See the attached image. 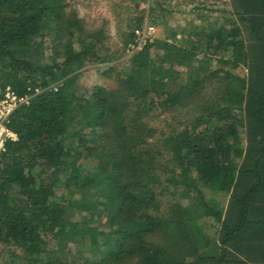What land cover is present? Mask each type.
<instances>
[{
    "label": "trees",
    "instance_id": "trees-1",
    "mask_svg": "<svg viewBox=\"0 0 264 264\" xmlns=\"http://www.w3.org/2000/svg\"><path fill=\"white\" fill-rule=\"evenodd\" d=\"M67 1L0 0V99L30 96L0 155V264H236L244 249L264 264V0H230L239 24L195 26L189 47L148 43L90 92L79 71L103 61V32Z\"/></svg>",
    "mask_w": 264,
    "mask_h": 264
},
{
    "label": "rangeland",
    "instance_id": "rangeland-1",
    "mask_svg": "<svg viewBox=\"0 0 264 264\" xmlns=\"http://www.w3.org/2000/svg\"><path fill=\"white\" fill-rule=\"evenodd\" d=\"M67 2L70 4V8L76 10L89 33L103 32L101 39L105 48L101 53L103 61L87 64L79 71L78 84L83 92H90L97 87L108 89L115 87L117 73L126 70L130 66V59L144 49L137 48L134 52L130 46L134 43H132L133 38L131 37L133 32H135V41L136 30L143 29L145 25L156 28L153 41L162 39L173 42L172 35L175 34L177 41L174 42L189 47L190 43L187 40H190V32L195 26L201 28L202 26L217 24L230 28L229 23L236 22L230 0H68ZM127 42L131 43L127 44ZM45 49L46 55L51 56L53 50L51 38L45 39ZM218 66V63L213 61L211 68L214 70ZM220 67L243 79L248 78L249 73L244 66L228 69V67L220 64ZM220 81H223L222 74L217 80L208 83V95L214 96L219 88L224 87L223 82L219 84ZM87 165L92 167L93 163L89 162ZM167 187H169L168 192H166L167 196L160 197L163 201V207L158 214L164 218H168L166 217L168 216L167 210L171 203H174L171 193L175 188L164 183V188ZM204 196L208 201L207 203L214 200L219 205L225 206L228 201L226 195L213 194L208 189L204 191ZM193 203L194 201L182 202L184 205ZM205 222L204 233L210 239H216L219 224L215 223L213 218L206 219ZM203 226L204 222L202 228ZM12 262L14 261L7 260L5 264H18L17 260ZM206 264L216 263L208 262Z\"/></svg>",
    "mask_w": 264,
    "mask_h": 264
},
{
    "label": "built area",
    "instance_id": "built-area-1",
    "mask_svg": "<svg viewBox=\"0 0 264 264\" xmlns=\"http://www.w3.org/2000/svg\"><path fill=\"white\" fill-rule=\"evenodd\" d=\"M155 32L156 28L149 25H145L141 30H136V39L130 48L134 52L137 48L142 50L153 41ZM29 104L30 96L20 97L11 87L5 89L0 99V155L5 151V145L8 141L17 140V135L9 128L12 117L20 107Z\"/></svg>",
    "mask_w": 264,
    "mask_h": 264
},
{
    "label": "crops",
    "instance_id": "crops-1",
    "mask_svg": "<svg viewBox=\"0 0 264 264\" xmlns=\"http://www.w3.org/2000/svg\"><path fill=\"white\" fill-rule=\"evenodd\" d=\"M227 206V204L225 205V207ZM248 234L251 235V234H254L253 230L250 229L248 231ZM251 251H247L246 249H244V252L242 253H238V252H234V255L239 258L238 261H236V264L240 263L239 260H241V262H246L247 263V260H246V256L247 255H250ZM259 255H264V252H259L258 253ZM247 264H253V263H247Z\"/></svg>",
    "mask_w": 264,
    "mask_h": 264
}]
</instances>
